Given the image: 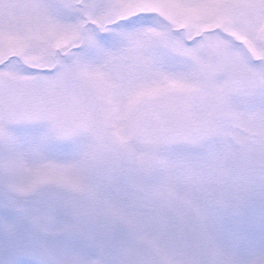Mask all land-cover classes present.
<instances>
[{
	"label": "snow or ice",
	"instance_id": "1",
	"mask_svg": "<svg viewBox=\"0 0 264 264\" xmlns=\"http://www.w3.org/2000/svg\"><path fill=\"white\" fill-rule=\"evenodd\" d=\"M0 264H264V0H0Z\"/></svg>",
	"mask_w": 264,
	"mask_h": 264
}]
</instances>
